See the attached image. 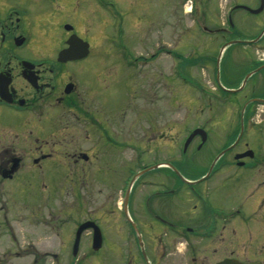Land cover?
I'll return each mask as SVG.
<instances>
[{
    "label": "flooded vegetation",
    "instance_id": "af4514ba",
    "mask_svg": "<svg viewBox=\"0 0 264 264\" xmlns=\"http://www.w3.org/2000/svg\"><path fill=\"white\" fill-rule=\"evenodd\" d=\"M62 1L0 0V264H264V0H230L225 22L219 4L215 22L209 14L207 23H194L183 33L199 42L223 41L221 55L232 50L225 72L222 63L220 70L202 77L204 87H214L213 92L202 91L213 96L214 102L206 105L224 111L222 118L232 124L230 139L217 154L221 158L208 167L136 165L134 180L122 189L121 229L126 232L120 260L115 262L105 260L108 245L101 219L81 215L84 199L77 185L78 174L86 177L89 166L91 173L98 166L90 155L93 133L105 138L110 134L103 107L94 101L103 87L109 55H94L93 20H88L85 32L78 29L73 19L67 20L71 14L60 10ZM91 1L99 7L114 5L109 0ZM172 11L173 7L166 37L155 38L152 54L130 56L129 67L175 55ZM177 11L185 21L198 13L193 0H183ZM182 35L179 42L184 44ZM73 40L74 53L63 55ZM47 44L52 45L51 52ZM159 44L166 46L158 49ZM167 70L168 88L173 74ZM156 125V120L150 124L144 143L167 139ZM196 130L206 137L193 139L199 138L201 151L207 146L208 130ZM76 134L91 142V150L83 151L73 142ZM147 150L152 152L153 146ZM223 160L227 162L221 164ZM61 169L65 177L59 175ZM228 186L234 196L226 197ZM64 190L76 202L62 218L55 207ZM86 223L100 230L102 247L94 251V230H85L79 252H91L89 261H80L73 249L79 228ZM53 237L63 241L51 245ZM63 248L72 249L74 260L63 263L58 254L45 250Z\"/></svg>",
    "mask_w": 264,
    "mask_h": 264
},
{
    "label": "rangeland",
    "instance_id": "374dc122",
    "mask_svg": "<svg viewBox=\"0 0 264 264\" xmlns=\"http://www.w3.org/2000/svg\"><path fill=\"white\" fill-rule=\"evenodd\" d=\"M182 1L109 0V3L114 5L107 8L99 7L95 1L91 0H63L60 3L62 8L60 10L71 14L70 19L67 20L73 19L71 23H76L78 29L85 32L88 20H93L95 28L93 53L94 55L101 53L104 58L109 55L108 63L103 67L105 74H102L103 84H100L103 87L99 89V93H95L94 101L100 102L103 107L104 120L110 127V134L105 138L94 132L91 139L93 150L90 148L91 142L86 141V138V140L80 138L82 136L79 134L74 136L73 141L79 147H83V151L91 150L90 155L94 158L93 165L94 167L98 165L92 173L93 168L89 166L86 177H84L85 174L82 176L89 181V184H83L84 179L81 174H78V194H81L84 199L82 206L85 212L81 215L85 216L89 213L101 219L108 245L105 248V260L109 262L119 261L121 257L119 255L121 254V237L126 232L123 228L121 229V224L125 222L123 214L121 218V197L124 193L122 189L131 179L134 180L136 165L152 167L178 163L191 167H208L212 165L217 154L223 150L224 144L230 139L232 124L230 125L222 118L224 111L221 112L214 109V106L209 108L206 105L208 102H214L213 96L211 94L208 96L202 91L213 92L214 87H204L206 82L202 77L208 71H215L216 68L220 70L222 63V69L225 72L226 68L230 67L232 50L228 52L226 50L221 55L223 41L211 43L202 39L199 42L197 38L187 33L183 34L188 32L194 23L202 20L207 23L209 14L213 16V22H215L219 4L222 22H225L230 0H193L198 13L187 21L180 19L181 13L177 11ZM73 7H76V10ZM172 7L174 27L172 42L175 47L173 53L180 58H176L175 55L163 56L155 64L138 62L135 67H129L130 56L152 54V43L155 38L166 37L170 22L169 12ZM61 16L66 18L67 15ZM119 18H121L120 32ZM181 35L184 44L179 42ZM105 37H108L109 42H106ZM162 45L166 46L159 44L158 49L162 48ZM46 46H48L47 52H51L52 45ZM220 56H222L221 59ZM165 69L170 72L168 75L173 74V80L170 85L168 83V88L165 85V76L167 77ZM213 94L216 95V93ZM226 113L228 114V111ZM154 120L157 121L158 132L163 133V136L166 135L167 139L160 141L161 138H157L154 141L157 144L148 145L144 143L146 140L143 135L148 133L150 124L154 123ZM219 124L223 127L218 126ZM203 127L208 130L207 146L197 151L200 143L197 138L184 154V144L188 136L193 130ZM76 128L79 131V127L76 126ZM153 139L155 137L152 135L151 140ZM151 146L153 151L148 152L147 149ZM221 155L216 161L221 158ZM225 162L227 161L223 160L221 164ZM61 170L62 173L60 172L59 175L65 177L66 171ZM103 181L109 184L108 187L102 186ZM64 192V196L58 200L55 207L62 218L70 213L76 202L73 194L66 190ZM230 194L233 195L228 186L226 197H230ZM130 205L132 209V200ZM81 211L80 206L78 212L81 213ZM133 214L135 215L134 212ZM64 227L62 223V237L66 234ZM50 241H52L51 245H58L63 239L58 240L53 237ZM122 241L124 243L125 239ZM45 250L50 252V255L58 254L59 260L63 263L73 259L72 249ZM90 252V249H80L77 259L89 261L87 259Z\"/></svg>",
    "mask_w": 264,
    "mask_h": 264
},
{
    "label": "water",
    "instance_id": "95a60500",
    "mask_svg": "<svg viewBox=\"0 0 264 264\" xmlns=\"http://www.w3.org/2000/svg\"><path fill=\"white\" fill-rule=\"evenodd\" d=\"M67 30H70V28H67ZM76 38V37H75ZM78 39V38H76ZM80 41V40H79ZM69 45H70V49H67L65 51L62 52L63 55L65 54H72L74 53L75 49L76 48V43H75V40L69 42ZM85 46V49L88 51V45L87 44H84ZM198 135H201L203 136V141L206 140V137H205V133L202 131V130H195L194 133L188 138V140L186 141V144H185V150L188 148L189 144L193 141V139L198 136ZM222 156V155H221ZM217 162V161H216ZM215 162V163H216ZM214 163V165H215ZM213 165V166H214ZM93 229L94 230V242H93V250L94 251H98L99 249H101L102 247V237H101V233H100V230L95 226L94 223H86L84 224L83 226H81L79 228V231H78V238H77V242L75 244V247L73 249V254L74 256L76 257L78 252H79V240H80V236L81 234L85 231V230H88V229Z\"/></svg>",
    "mask_w": 264,
    "mask_h": 264
}]
</instances>
